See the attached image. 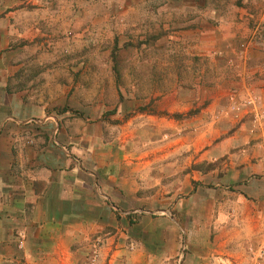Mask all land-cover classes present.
<instances>
[{"label": "rangeland", "instance_id": "374dc122", "mask_svg": "<svg viewBox=\"0 0 264 264\" xmlns=\"http://www.w3.org/2000/svg\"><path fill=\"white\" fill-rule=\"evenodd\" d=\"M0 89L41 106L63 151L81 156L122 136L152 152L153 188L125 228L174 254L163 264H259L264 245L237 263L222 244L212 258L211 244L240 229L227 193L212 205L217 174L264 150V0H0ZM148 117L152 134L131 140ZM242 125L245 145L211 158Z\"/></svg>", "mask_w": 264, "mask_h": 264}, {"label": "crops", "instance_id": "0c3cea01", "mask_svg": "<svg viewBox=\"0 0 264 264\" xmlns=\"http://www.w3.org/2000/svg\"><path fill=\"white\" fill-rule=\"evenodd\" d=\"M260 96L264 131V90ZM41 110L0 97V264H163L173 256L156 254L138 243L131 226L125 228L141 192L153 188L152 152L134 150L136 143L121 136L76 156L59 148L52 118L42 120ZM152 121L148 117L135 126L131 140L152 134ZM241 129L217 143L211 158L231 156L232 149L244 146L245 125ZM193 149L201 161L202 146ZM235 162L222 178L217 174L212 205L222 206L227 193L226 205L234 207L233 222L240 229L221 243L214 238L212 258L219 259L222 244L228 249L221 254L245 263L264 245V150ZM198 200L200 195L191 201Z\"/></svg>", "mask_w": 264, "mask_h": 264}, {"label": "built area", "instance_id": "2783aa9c", "mask_svg": "<svg viewBox=\"0 0 264 264\" xmlns=\"http://www.w3.org/2000/svg\"><path fill=\"white\" fill-rule=\"evenodd\" d=\"M259 264H264V249L259 254Z\"/></svg>", "mask_w": 264, "mask_h": 264}]
</instances>
